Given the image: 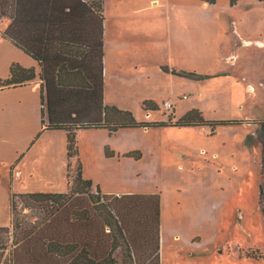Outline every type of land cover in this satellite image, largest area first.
Returning a JSON list of instances; mask_svg holds the SVG:
<instances>
[{"label": "rangeland", "instance_id": "1", "mask_svg": "<svg viewBox=\"0 0 264 264\" xmlns=\"http://www.w3.org/2000/svg\"><path fill=\"white\" fill-rule=\"evenodd\" d=\"M103 7L107 40L120 38L140 47L141 63L134 76L126 83L112 79L106 92L121 108L137 120L149 115L148 121L173 123L174 112L177 120L197 109L205 120L242 123L214 129L207 123L131 127L112 135L105 129L81 130L78 160L83 177L93 182L91 192L97 186L104 193L159 195L160 264H264L260 165L245 140L264 119V48L254 42L239 47L234 66L222 59L232 47L228 43L234 38L233 25L251 39L264 36V1L240 0L230 7L228 0H216L214 5L198 0H153L151 5L149 0H104ZM179 14L185 22L182 39L187 54L176 59L167 46ZM147 19L149 34L142 31ZM9 21L2 17L0 28ZM147 44L154 46V55L143 62ZM172 69L200 75L230 73L196 80L172 74ZM34 183L22 182L19 187L30 189ZM54 184L60 192L68 190L62 173ZM15 201L8 230L0 233L6 239L5 254L14 247L15 221L36 219L35 209ZM121 251L114 254L118 260Z\"/></svg>", "mask_w": 264, "mask_h": 264}, {"label": "trees", "instance_id": "2", "mask_svg": "<svg viewBox=\"0 0 264 264\" xmlns=\"http://www.w3.org/2000/svg\"><path fill=\"white\" fill-rule=\"evenodd\" d=\"M2 17L10 21L0 37L40 67L43 129L66 133L68 190L12 193L11 215L18 198L23 208L35 209L36 219L20 220L17 216L14 247L7 254L6 239L0 238V264H160L159 195L102 193L97 186L95 193L91 192L93 182L83 177L78 160V131L105 129L111 135L121 128L204 123L214 129L241 124L242 120H205L197 109L173 123L137 120L128 110L104 104L103 0H0V20ZM170 72L196 80L216 77L193 71ZM35 77L33 68L13 63L8 77L0 79V88L20 86ZM257 125L245 140L260 165L258 203L264 221V119ZM104 153L109 156L106 148ZM7 230V226H0V233ZM118 248H122L120 260L114 255Z\"/></svg>", "mask_w": 264, "mask_h": 264}, {"label": "crops", "instance_id": "3", "mask_svg": "<svg viewBox=\"0 0 264 264\" xmlns=\"http://www.w3.org/2000/svg\"><path fill=\"white\" fill-rule=\"evenodd\" d=\"M152 1L149 0L150 5ZM256 1L263 2L264 0ZM239 2L240 0H235L233 4H230L228 0V5L236 7ZM147 20L142 28L145 34H149L151 29L150 20ZM105 23L104 20L102 49L103 102L124 109L114 98L107 96L106 92L112 86V79L126 83L134 76L141 63L140 47L139 44L133 41L120 38L109 42L107 40V24ZM184 23L181 14H179V18L175 21L174 37L171 38L172 40L167 46V53L169 55L173 54L176 59H180L187 54L182 39V37H186ZM1 30L0 28V32ZM117 31L120 32V27H116L115 32ZM233 31L232 43H228L232 47H229L228 52L222 53L225 64L230 66L236 64L238 48L241 46L251 45L254 42L259 47L264 48V36L251 39L244 36L245 34L234 25ZM153 55L154 46L145 45L142 49V61H150V56ZM13 63L25 68H33L36 77L33 81L20 86L0 88V226H6L9 223V202L13 192H60V190H57L54 180L61 173L65 176L66 188L68 184L66 176V133L63 130H45L41 125L40 80L38 78L40 67L29 55L15 47L8 40L0 37V79L8 77L9 68ZM164 73L167 74V72ZM229 73L228 71H221L215 73L214 76L219 78ZM249 81L251 83V80ZM248 86L254 89L252 83ZM149 117L148 115L143 120L149 119ZM175 117L174 112L173 122L176 119ZM27 181L36 183L30 189L22 190L19 187L20 184Z\"/></svg>", "mask_w": 264, "mask_h": 264}, {"label": "built area", "instance_id": "4", "mask_svg": "<svg viewBox=\"0 0 264 264\" xmlns=\"http://www.w3.org/2000/svg\"><path fill=\"white\" fill-rule=\"evenodd\" d=\"M164 106L167 107V108H171L172 105H171V103H169V102H165V103H164Z\"/></svg>", "mask_w": 264, "mask_h": 264}]
</instances>
